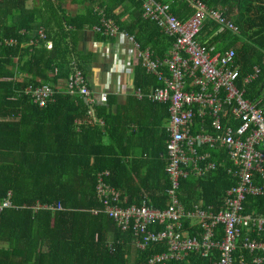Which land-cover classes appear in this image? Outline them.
Listing matches in <instances>:
<instances>
[{"label": "trees", "instance_id": "trees-1", "mask_svg": "<svg viewBox=\"0 0 264 264\" xmlns=\"http://www.w3.org/2000/svg\"><path fill=\"white\" fill-rule=\"evenodd\" d=\"M129 1L141 6L138 0ZM172 1L170 11L175 16L190 14L185 2ZM197 1L208 9H218L238 28L237 34L225 31L212 37L217 44L214 50L234 49L240 76L251 75L259 68L258 77L244 87L246 97H261L264 0ZM104 3L102 12L89 9L87 16L69 19L59 16L61 9L51 0H0V40H16L13 46L0 44V200L10 193L12 203L0 212V264H145L150 255L165 250L164 241L136 248L134 231L121 230L102 211L92 213L102 208L96 192L100 177L127 200L123 206L147 198L152 206L163 209L170 187L165 173L167 134L159 132L160 121L156 120L157 107L162 108L159 117L163 118L168 104L132 95L127 105L113 112L112 99L107 105H95L102 126L83 124L80 121L90 119L86 102L78 92L65 91L64 80L72 70L71 56L77 52L69 38L79 39L86 26L102 27L103 17L112 18L120 31L132 36L140 49L148 48L154 58H166L172 48L174 39L162 34L156 23L144 19L141 9L126 25L113 14L119 0ZM41 27L52 40L50 50L46 40L39 38ZM214 29L207 24L202 30L208 35ZM97 35L100 39L112 38ZM75 64L87 75V62L80 59ZM134 67L137 88L147 91L162 85L155 75L138 65ZM45 83L56 85L59 91L53 101L40 106L25 90L30 84ZM140 104L142 116V112H133ZM152 108L155 117L148 118L146 112ZM214 151L221 156L216 158L215 170L180 181L178 199L186 211L199 202L213 210L219 208L224 190L236 184L237 177L228 173L231 164L221 150L211 149L215 157ZM145 154L150 159H143ZM215 258L216 253L203 257L200 251H193L181 261L163 264H211Z\"/></svg>", "mask_w": 264, "mask_h": 264}, {"label": "built area", "instance_id": "built-area-1", "mask_svg": "<svg viewBox=\"0 0 264 264\" xmlns=\"http://www.w3.org/2000/svg\"><path fill=\"white\" fill-rule=\"evenodd\" d=\"M138 1L143 18L156 23L162 34L174 39L166 58H154L148 48L140 49L133 37L121 32L110 19H102V27L94 30L109 37L124 34L134 44L144 71L162 82L147 91L136 88L133 93L139 99L168 104L167 205L158 209L144 198L138 204L123 206L127 200L121 199L100 177L96 192L102 208L92 213L102 211L121 230L134 231L138 249L164 241L165 250L150 255L145 264L181 261L193 251H200L203 257L216 253L211 264H264V94L248 98L244 87L258 77L260 69L240 76L235 50H214L212 37L225 31H239L218 9H208L200 1L192 0L193 14L180 20L171 13L169 4ZM207 24L215 29L201 42L198 38ZM38 34L46 40L43 30ZM15 43L11 37L0 40L4 46ZM47 48H52L51 42H47ZM71 65L64 80L65 91L78 92L89 104L93 98L87 77L74 62ZM25 91L35 103L46 106L59 89L45 83L30 84ZM207 148L223 151L231 164L228 173L237 177L236 184L225 190L219 208L196 205L186 211L178 199L180 181L192 174L203 177L215 170ZM9 201L7 193L0 200V212L12 207Z\"/></svg>", "mask_w": 264, "mask_h": 264}, {"label": "crops", "instance_id": "crops-1", "mask_svg": "<svg viewBox=\"0 0 264 264\" xmlns=\"http://www.w3.org/2000/svg\"><path fill=\"white\" fill-rule=\"evenodd\" d=\"M51 1L55 6L59 5V8L61 9V11L59 12V16L63 15V16H67L69 19H74L80 16L81 17L87 16L89 9L99 13L98 11L100 10L102 11V9H104L103 4L105 5L104 3L105 1L107 2V4H111V3L115 4L118 0H93V2L91 0H51ZM181 1L185 2L184 4H186L188 9L190 10L189 11L190 14L186 15L183 12H181L180 17L179 18L177 16L176 17L180 20H185L188 19L194 12L191 6L192 0H181ZM171 3H173L172 0H170V2H166V4L169 5H171ZM140 9L142 11V17H143L142 4L140 7H137L134 3H131V1L129 0H119V3L115 4L112 10L114 16L118 18L120 22H123L126 25L127 24L130 25L133 18L137 16ZM102 19L106 20L104 17ZM109 19L112 20V18ZM95 27L98 26L84 27L82 33H80L79 35V39H75L76 37H74L73 39L69 38V43L71 44L72 42H75L74 46L77 50V52L74 53L73 56H71L72 61L78 63L80 62L81 59L87 62V65H85L87 67L86 77H87L88 87L91 90L92 98H93L91 103L85 104L87 109V114L90 117L89 119L90 121L86 119V121H80V122L83 124L85 123L89 124V122L91 123L93 122L95 124L102 126L103 121L96 116L95 105L96 104L107 105L108 101L113 99L114 103H112L111 105V109L113 110V112H116L119 108H123L124 105H127L129 96L134 95L133 91L137 88L135 86L134 66L138 65L140 68L142 67L140 61L136 57V49L134 44L124 34H120L116 37H112L108 39L107 38L100 39L99 35H97V33L99 32H96L94 30ZM52 29L55 31L54 25L51 26V30ZM39 30H43V32L46 35V46H47V42L52 43V40L48 38L47 31L42 27ZM121 32L126 33L124 30H121ZM206 33L207 31H203V30L201 31L200 36L198 38L201 42L207 40V38L211 36L210 34L207 35ZM214 48H216V46H214ZM58 86L60 88L63 87V83L60 82ZM142 111H143V107L140 104L135 106L133 112L139 113ZM154 111L155 109L152 108L150 112L149 111L146 112L148 118L155 117L153 115ZM157 111H159V116L161 117V115H163L162 108L158 106ZM143 113L144 112L141 113V116ZM159 116L158 119L156 118L157 122L160 121V124L158 125L159 132H161L162 130L166 132L169 113L167 111V116H164L163 118H160ZM153 121L155 120L153 119ZM131 125H135V122H132ZM103 142L104 143L107 142L106 137L103 138ZM211 149L220 150L217 148H211ZM211 149L207 148V151L210 154V159L212 162L217 163L216 158L219 159L221 158V156L218 155L217 151H214L215 154L214 157V155L211 153ZM222 155L224 156L225 159V155L223 151H222ZM143 159H150V157H147V155L145 154ZM224 192L220 196L219 199L220 203L224 195ZM196 205L206 207V205H204L202 202H199ZM1 245L2 244L0 243V246Z\"/></svg>", "mask_w": 264, "mask_h": 264}, {"label": "rangeland", "instance_id": "rangeland-1", "mask_svg": "<svg viewBox=\"0 0 264 264\" xmlns=\"http://www.w3.org/2000/svg\"><path fill=\"white\" fill-rule=\"evenodd\" d=\"M30 4V3H29ZM214 150V149H213ZM216 150V149H215Z\"/></svg>", "mask_w": 264, "mask_h": 264}]
</instances>
